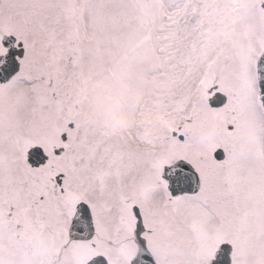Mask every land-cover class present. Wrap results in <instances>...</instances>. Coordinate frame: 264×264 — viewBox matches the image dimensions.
Returning <instances> with one entry per match:
<instances>
[{
  "label": "snow or ice",
  "instance_id": "6c2138e0",
  "mask_svg": "<svg viewBox=\"0 0 264 264\" xmlns=\"http://www.w3.org/2000/svg\"><path fill=\"white\" fill-rule=\"evenodd\" d=\"M0 264H264V0H0Z\"/></svg>",
  "mask_w": 264,
  "mask_h": 264
}]
</instances>
